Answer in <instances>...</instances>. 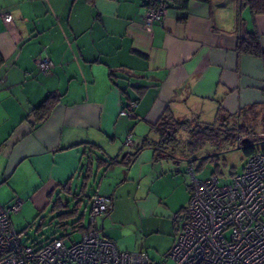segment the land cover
<instances>
[{
	"label": "crops",
	"instance_id": "crops-1",
	"mask_svg": "<svg viewBox=\"0 0 264 264\" xmlns=\"http://www.w3.org/2000/svg\"><path fill=\"white\" fill-rule=\"evenodd\" d=\"M148 3L0 0V203L19 199L29 216L74 210L81 230L93 195H108L102 235L158 264L189 198V133L220 117L234 133L264 132V13L189 0L146 28ZM245 34L258 36L261 54L239 50ZM131 101L132 115H121ZM56 199L64 210L52 209Z\"/></svg>",
	"mask_w": 264,
	"mask_h": 264
},
{
	"label": "built area",
	"instance_id": "built-area-1",
	"mask_svg": "<svg viewBox=\"0 0 264 264\" xmlns=\"http://www.w3.org/2000/svg\"><path fill=\"white\" fill-rule=\"evenodd\" d=\"M160 3L150 7L144 16L146 28L159 22L168 10ZM10 21L11 15H1ZM42 72L53 67L44 56L37 62ZM137 105L131 101L121 115H132ZM129 133L125 144H131ZM260 150L248 155L241 171L233 173L228 183L211 174L202 179L189 168L192 183L189 188L187 214L168 255L174 264H264V132L259 133ZM242 136H236L239 144ZM16 199L4 206L0 203V264H146L144 252L121 249L117 243L102 235L98 218L108 214L112 198L95 194L80 239L67 243L65 236L55 237L45 244L33 246L20 238L11 223V214L19 210Z\"/></svg>",
	"mask_w": 264,
	"mask_h": 264
},
{
	"label": "rangeland",
	"instance_id": "rangeland-1",
	"mask_svg": "<svg viewBox=\"0 0 264 264\" xmlns=\"http://www.w3.org/2000/svg\"><path fill=\"white\" fill-rule=\"evenodd\" d=\"M232 126H235L234 121L227 120L226 117H220L219 121L215 123V125H213L211 129H220L221 134H224L221 128L223 130H226L227 128L231 129ZM179 139L180 137L176 138V140ZM235 139L229 141L224 138L220 139L219 137L217 141L209 140L204 142V144L196 152L194 151V153H192L194 165L192 164L190 167L193 166L195 168L196 178L202 179L207 176H210L211 174H214L223 183H228L233 173L241 171L242 167L246 162L247 156L242 150V148L237 147L238 144ZM182 140L186 141L185 139ZM255 146L260 149L262 147V143L256 141ZM190 167H186L183 170L182 174L184 179V185L188 187V190L192 183L191 174L189 172ZM97 186L98 180H91L88 185L87 193L94 192L97 189ZM69 204L73 205V203ZM81 204L82 205L79 208V214L84 213L86 220V211L88 209V203L86 201V198H83V203ZM184 205V211L182 214L186 216L187 202ZM50 209L51 206L49 205L47 206L46 210L40 212V214L33 213L30 216L28 214L21 215V213L18 212L11 214V223L15 231L19 233L20 238L24 243L33 246H40L41 244H45L55 237H61L65 235H67L66 238H69L67 243L75 242L80 239L79 230L71 232L70 228L68 229V227H70V225L74 223V221L77 219V217L73 216L71 218L65 219L63 223L67 224V226L63 228L58 224L59 218L53 217L55 214H52ZM184 221L185 220L179 221L178 228H181ZM156 262L158 264H174L173 259L167 254L160 255Z\"/></svg>",
	"mask_w": 264,
	"mask_h": 264
},
{
	"label": "trees",
	"instance_id": "trees-1",
	"mask_svg": "<svg viewBox=\"0 0 264 264\" xmlns=\"http://www.w3.org/2000/svg\"><path fill=\"white\" fill-rule=\"evenodd\" d=\"M188 1L189 0H162V2H164L168 7L174 6L173 4H175L180 8H185ZM159 3L160 2L158 0H149L148 5L150 7H155ZM241 3L246 4L248 8L250 9V11L254 14L264 13V0H241ZM238 48L240 51L247 52L250 54H254V55L261 54V48H260L258 36L256 34H249V35L245 34L243 38L239 39ZM162 121L164 120H161L157 124V126L154 125L153 128L160 130L162 127ZM211 128L212 126H206V127L198 128V129L194 128L189 133L190 137L187 139V144H188L190 151H192V153H194V151L196 152L206 141H209V140L217 141L219 137L220 139L224 138L226 140L232 141L235 139L237 135L242 136V138L247 137L249 139V142L246 144H242L241 142L238 144L240 146L239 148H242L246 156L261 149L255 146L256 141L262 143L261 138L260 137L258 138V136L257 137L253 136L252 133L241 135L242 133L239 134V133L232 132V129L227 128L226 130H223L221 128L222 132L224 133V134H221L220 129L213 130ZM168 130H170L171 136H173V131L171 129H168ZM238 130H241V129H238ZM86 172L90 173L87 170ZM65 207H66L65 203L62 202L60 199H56L52 205V209L54 211H59L60 209L64 210ZM74 212H75L74 210L61 211V212L56 213L53 217H58L59 218L58 224L64 228L66 224L63 223V221L69 217H73ZM75 224H72V226L73 227L76 226ZM84 228L85 226L82 227V229Z\"/></svg>",
	"mask_w": 264,
	"mask_h": 264
},
{
	"label": "water",
	"instance_id": "water-1",
	"mask_svg": "<svg viewBox=\"0 0 264 264\" xmlns=\"http://www.w3.org/2000/svg\"><path fill=\"white\" fill-rule=\"evenodd\" d=\"M249 142V139L246 137V138H243L242 140H241V143L242 144H246V143H248ZM238 148L240 147L239 145L237 146Z\"/></svg>",
	"mask_w": 264,
	"mask_h": 264
}]
</instances>
